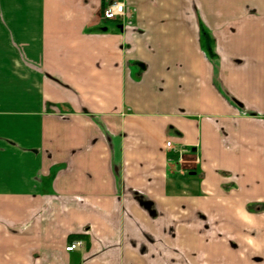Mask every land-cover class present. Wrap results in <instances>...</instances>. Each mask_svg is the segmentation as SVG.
Wrapping results in <instances>:
<instances>
[{
  "label": "crops",
  "instance_id": "obj_1",
  "mask_svg": "<svg viewBox=\"0 0 264 264\" xmlns=\"http://www.w3.org/2000/svg\"><path fill=\"white\" fill-rule=\"evenodd\" d=\"M110 1L0 0V264H264V0Z\"/></svg>",
  "mask_w": 264,
  "mask_h": 264
},
{
  "label": "built area",
  "instance_id": "obj_2",
  "mask_svg": "<svg viewBox=\"0 0 264 264\" xmlns=\"http://www.w3.org/2000/svg\"><path fill=\"white\" fill-rule=\"evenodd\" d=\"M136 10L128 6L125 2L113 1L107 4L103 10V18L106 21L120 20L124 22V26H133V19ZM167 147H171V142L167 143ZM84 246L83 240H76L67 246L66 251L72 252Z\"/></svg>",
  "mask_w": 264,
  "mask_h": 264
},
{
  "label": "flooded vegetation",
  "instance_id": "obj_3",
  "mask_svg": "<svg viewBox=\"0 0 264 264\" xmlns=\"http://www.w3.org/2000/svg\"><path fill=\"white\" fill-rule=\"evenodd\" d=\"M113 1H119V0H112V1H110V2H113ZM110 2H109V3H110ZM119 2H122V1H119ZM126 4H127V3H126ZM127 5H128V4H127ZM128 6H130V5H128ZM130 7H131V6H130Z\"/></svg>",
  "mask_w": 264,
  "mask_h": 264
},
{
  "label": "trees",
  "instance_id": "obj_4",
  "mask_svg": "<svg viewBox=\"0 0 264 264\" xmlns=\"http://www.w3.org/2000/svg\"><path fill=\"white\" fill-rule=\"evenodd\" d=\"M106 7V6H105ZM105 7L103 8V10L105 9Z\"/></svg>",
  "mask_w": 264,
  "mask_h": 264
}]
</instances>
